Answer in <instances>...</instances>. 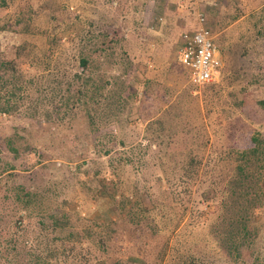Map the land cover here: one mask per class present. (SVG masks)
I'll return each instance as SVG.
<instances>
[{
  "label": "rangeland",
  "instance_id": "rangeland-1",
  "mask_svg": "<svg viewBox=\"0 0 264 264\" xmlns=\"http://www.w3.org/2000/svg\"><path fill=\"white\" fill-rule=\"evenodd\" d=\"M1 59L0 264H264V0H0Z\"/></svg>",
  "mask_w": 264,
  "mask_h": 264
},
{
  "label": "built area",
  "instance_id": "built-area-1",
  "mask_svg": "<svg viewBox=\"0 0 264 264\" xmlns=\"http://www.w3.org/2000/svg\"><path fill=\"white\" fill-rule=\"evenodd\" d=\"M194 32H185L181 36L179 62L188 72L191 82L196 86H203L215 80L217 64L216 47L202 28L204 19Z\"/></svg>",
  "mask_w": 264,
  "mask_h": 264
},
{
  "label": "trees",
  "instance_id": "trees-1",
  "mask_svg": "<svg viewBox=\"0 0 264 264\" xmlns=\"http://www.w3.org/2000/svg\"><path fill=\"white\" fill-rule=\"evenodd\" d=\"M0 61H1L0 62V82H1V86L3 87L7 83V82H5L6 78L11 74V72L15 71V70H13V68H9L10 66L15 64V61H13V63L12 62H6L3 59H1ZM80 64L82 66V70H84L87 67V61L85 59H81ZM77 79L80 81L81 85H82V82H86L87 81V79H85L84 77H79L78 76ZM83 85H85V83H83ZM9 90L10 91H6V94L8 95V102L11 101V99L13 98V96L15 94L12 88L9 89ZM81 96H82V93L80 92V97L75 98L76 97L75 95H73V97H70V98L66 97V99H65L66 103L65 104L68 105V102L72 98H73V102L74 103H79ZM251 140H252V142H254L255 145H254L253 148L249 149L250 151L249 150L243 151V155L244 156L253 155V154H256L258 152L259 145L261 144V141L259 139H257L256 137H253ZM119 144H120V147L122 148V147H124L125 142L120 140ZM94 148H95V156H97L99 158L107 157L108 151H105L104 148L99 147V146H94ZM105 163L106 162L102 161V159H100V160L97 159V160H95V162L93 164H91V167L89 168V169H93V175L92 176L94 177V179L96 178L95 185H97V188H98L97 190H99L100 192L103 190V188L101 187V184H100V182H101L100 180H104L105 176H109L111 178H114V175H117V173H119V172L123 173L126 170V167H128L130 165L129 161H127L126 159H124V160L120 159L118 161L117 165L115 166V168H113L111 166L112 170L111 171L109 170L110 172L101 171L99 173V171L95 169L96 165L101 167V169L103 170L102 166L105 165ZM89 169H87V170H89ZM82 175H89V174L85 171ZM63 217H64V215H63ZM77 258H78V255H77V257L75 256L73 260H76ZM80 262H78V264H80Z\"/></svg>",
  "mask_w": 264,
  "mask_h": 264
},
{
  "label": "crops",
  "instance_id": "crops-1",
  "mask_svg": "<svg viewBox=\"0 0 264 264\" xmlns=\"http://www.w3.org/2000/svg\"><path fill=\"white\" fill-rule=\"evenodd\" d=\"M215 75H217V70H216V73H215ZM215 79H216V77H215Z\"/></svg>",
  "mask_w": 264,
  "mask_h": 264
}]
</instances>
